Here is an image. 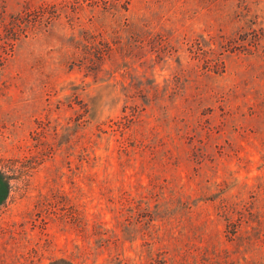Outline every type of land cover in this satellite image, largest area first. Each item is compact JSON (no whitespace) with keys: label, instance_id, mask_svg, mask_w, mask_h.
I'll return each instance as SVG.
<instances>
[{"label":"rangeland","instance_id":"374dc122","mask_svg":"<svg viewBox=\"0 0 264 264\" xmlns=\"http://www.w3.org/2000/svg\"><path fill=\"white\" fill-rule=\"evenodd\" d=\"M264 264V0H0V264Z\"/></svg>","mask_w":264,"mask_h":264},{"label":"trees","instance_id":"16d2710c","mask_svg":"<svg viewBox=\"0 0 264 264\" xmlns=\"http://www.w3.org/2000/svg\"><path fill=\"white\" fill-rule=\"evenodd\" d=\"M67 264H71V263L67 261Z\"/></svg>","mask_w":264,"mask_h":264}]
</instances>
